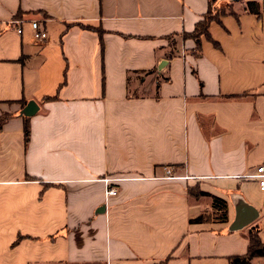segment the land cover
Here are the masks:
<instances>
[{
  "label": "crops",
  "instance_id": "obj_1",
  "mask_svg": "<svg viewBox=\"0 0 264 264\" xmlns=\"http://www.w3.org/2000/svg\"><path fill=\"white\" fill-rule=\"evenodd\" d=\"M247 1H217L236 14L199 48L180 34L209 0H0V264H230L251 226L264 242L247 177L264 165V13ZM238 197L260 216L230 230Z\"/></svg>",
  "mask_w": 264,
  "mask_h": 264
},
{
  "label": "trees",
  "instance_id": "obj_2",
  "mask_svg": "<svg viewBox=\"0 0 264 264\" xmlns=\"http://www.w3.org/2000/svg\"><path fill=\"white\" fill-rule=\"evenodd\" d=\"M217 1L219 0H209V11L207 14L204 15L203 19L198 21L196 23L195 30L192 32H182L180 35L182 38L187 39H196L198 41V47H201V36H205L207 39H212L210 32H209V26L211 21L216 20L220 21V17L223 16L226 13H233L236 14L235 10L232 9V5L230 3H227L223 6H217ZM244 8L250 12V13H255L258 16H261L264 13V0L258 1V0H250L244 3ZM178 34H171L168 35V40H170V46L172 48L170 55L174 54L175 47H176V40L174 39ZM216 45H218V42L212 39ZM150 73V72H148ZM51 98V97H50ZM49 98V99H50ZM7 119V116L1 117L0 119V125H2ZM25 139L26 141L29 140L30 138V128L29 125L26 123L25 128ZM202 194H204L202 192ZM215 204L219 209H225V211H222L223 218L225 220L228 218L226 215V208H227V203L225 200L219 198V197H214ZM204 215H200L198 218L193 219L191 221L193 222H200L204 220ZM249 247L248 251L244 255H234L231 256L230 259V264H246L250 262L254 257H260L264 256V242L261 240L259 236V228L256 226H251L249 235Z\"/></svg>",
  "mask_w": 264,
  "mask_h": 264
},
{
  "label": "water",
  "instance_id": "obj_3",
  "mask_svg": "<svg viewBox=\"0 0 264 264\" xmlns=\"http://www.w3.org/2000/svg\"><path fill=\"white\" fill-rule=\"evenodd\" d=\"M238 1V0H236ZM167 59L162 60L157 69L162 70L166 64ZM39 109V104L34 100L27 102V105L21 109L20 115L33 116ZM235 201V219L230 223V230H242L244 227L254 223L260 216L258 209L249 203L246 199L238 197Z\"/></svg>",
  "mask_w": 264,
  "mask_h": 264
},
{
  "label": "built area",
  "instance_id": "obj_4",
  "mask_svg": "<svg viewBox=\"0 0 264 264\" xmlns=\"http://www.w3.org/2000/svg\"><path fill=\"white\" fill-rule=\"evenodd\" d=\"M19 22L22 20H18ZM18 21H13V22H18ZM30 27L33 31V37L35 40L37 41H45L48 39L49 37V30L46 28L43 20L40 19H33L30 22ZM1 25V22H0ZM17 30L21 33L22 30V26L18 25ZM167 172L169 174L171 173V169H167ZM174 178H176V175H170ZM247 177H251L257 180L258 184H260L261 189L264 190V165H261L259 167H257V171L255 173H251L248 174ZM112 181H117L116 178H104V182L107 185V190H106V197H111V195H117L119 193V189L115 186L111 185ZM111 185V186H110Z\"/></svg>",
  "mask_w": 264,
  "mask_h": 264
},
{
  "label": "rangeland",
  "instance_id": "obj_5",
  "mask_svg": "<svg viewBox=\"0 0 264 264\" xmlns=\"http://www.w3.org/2000/svg\"><path fill=\"white\" fill-rule=\"evenodd\" d=\"M143 75H145V74H141L139 77L142 79L143 78ZM135 77H137V76H135ZM132 95H138V94H143V91H140V90H135L134 88H132ZM218 214H222V212H218ZM206 216H208V215H205V217Z\"/></svg>",
  "mask_w": 264,
  "mask_h": 264
}]
</instances>
